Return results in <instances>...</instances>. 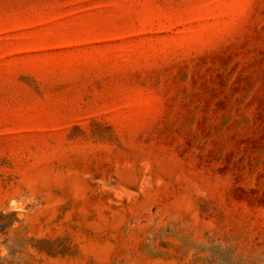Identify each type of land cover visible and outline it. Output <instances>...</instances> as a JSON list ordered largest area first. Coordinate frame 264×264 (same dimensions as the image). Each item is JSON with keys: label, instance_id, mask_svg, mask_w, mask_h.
Returning <instances> with one entry per match:
<instances>
[{"label": "rangeland", "instance_id": "1", "mask_svg": "<svg viewBox=\"0 0 264 264\" xmlns=\"http://www.w3.org/2000/svg\"><path fill=\"white\" fill-rule=\"evenodd\" d=\"M0 264H264V0H0Z\"/></svg>", "mask_w": 264, "mask_h": 264}]
</instances>
